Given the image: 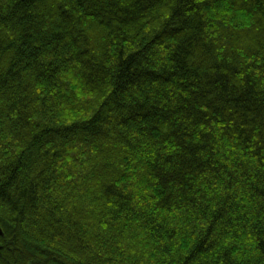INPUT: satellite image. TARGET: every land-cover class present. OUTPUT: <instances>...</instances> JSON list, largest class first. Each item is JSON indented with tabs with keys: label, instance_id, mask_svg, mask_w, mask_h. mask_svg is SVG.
Instances as JSON below:
<instances>
[{
	"label": "trees",
	"instance_id": "16d2710c",
	"mask_svg": "<svg viewBox=\"0 0 264 264\" xmlns=\"http://www.w3.org/2000/svg\"><path fill=\"white\" fill-rule=\"evenodd\" d=\"M0 264H264V0H0Z\"/></svg>",
	"mask_w": 264,
	"mask_h": 264
},
{
	"label": "water",
	"instance_id": "95a60500",
	"mask_svg": "<svg viewBox=\"0 0 264 264\" xmlns=\"http://www.w3.org/2000/svg\"><path fill=\"white\" fill-rule=\"evenodd\" d=\"M2 235V231H1V229H0V236Z\"/></svg>",
	"mask_w": 264,
	"mask_h": 264
}]
</instances>
